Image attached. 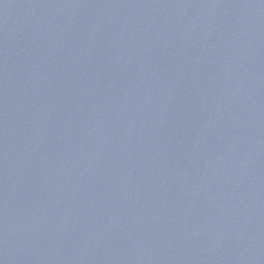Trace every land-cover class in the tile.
I'll use <instances>...</instances> for the list:
<instances>
[{"label": "water", "instance_id": "95a60500", "mask_svg": "<svg viewBox=\"0 0 264 264\" xmlns=\"http://www.w3.org/2000/svg\"><path fill=\"white\" fill-rule=\"evenodd\" d=\"M0 264H264V0H0Z\"/></svg>", "mask_w": 264, "mask_h": 264}]
</instances>
